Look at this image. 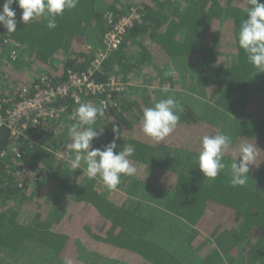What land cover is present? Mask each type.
<instances>
[{"label":"trees","instance_id":"trees-1","mask_svg":"<svg viewBox=\"0 0 264 264\" xmlns=\"http://www.w3.org/2000/svg\"><path fill=\"white\" fill-rule=\"evenodd\" d=\"M248 7L247 0H80L49 30L45 20L23 24L12 5L17 31L0 25V39L22 46L12 65L0 59V100L10 105L20 100L17 88L43 75L58 85L67 71H85L94 59L88 44L102 46L110 19L139 11L95 75L100 82L114 75L125 87L97 119L102 133L92 141L103 150L118 127L115 151L131 145L138 171L110 191L87 177L85 165L70 167L62 155L78 108L70 100L56 104L65 108L61 117L31 124L18 138L1 128L0 264H264V73L238 46ZM176 76L186 102L174 90ZM172 95L179 125L155 143L142 133L143 111ZM217 131L233 145L226 168L208 180L200 146ZM243 143L261 152L247 184L233 187L230 165Z\"/></svg>","mask_w":264,"mask_h":264},{"label":"clouds","instance_id":"clouds-1","mask_svg":"<svg viewBox=\"0 0 264 264\" xmlns=\"http://www.w3.org/2000/svg\"><path fill=\"white\" fill-rule=\"evenodd\" d=\"M79 2L80 0H4L0 11V25L7 29L8 34L17 31L16 12L12 8L16 3L22 9L23 24L45 20L46 27L53 30L57 27V18L62 17L65 11L76 9ZM247 2V18L240 27L238 46L245 53L248 62L260 73H264V3L259 0ZM166 75H174V72L169 71ZM105 110L103 103L100 106L81 103L74 111L70 119L75 123L68 129L71 139L68 147L74 156L69 163L72 169H80L82 164L85 165L89 179L99 178L110 191H114L121 184L122 177H132L137 174L138 169L130 160L135 153L131 145L124 146L118 153L115 151L116 140L121 136L118 127H113L114 139L103 150L92 149V141L98 138L99 134L94 125L97 119L104 115ZM179 111H182L179 102L171 96L161 99L154 106L146 107L141 117L143 135L155 143L163 142L176 131L180 122ZM232 145V138L219 131L214 135L202 137L198 166L205 179L215 180L226 168L224 157ZM260 152L253 143L239 145V155L230 165V183L233 187L247 184L250 178L249 166L255 165ZM64 264H73V260L66 258Z\"/></svg>","mask_w":264,"mask_h":264},{"label":"built area","instance_id":"built-area-1","mask_svg":"<svg viewBox=\"0 0 264 264\" xmlns=\"http://www.w3.org/2000/svg\"><path fill=\"white\" fill-rule=\"evenodd\" d=\"M123 16L117 22L110 19L112 28L105 34L103 44L95 49L91 65L82 72L69 70L66 81L52 84L50 77L43 75L38 82L17 88L20 100L10 105V99L0 100V129L8 128L13 136L20 137L31 124H39L51 118H59L65 112L64 107H57L61 100H70L76 107L81 103L93 101L96 106L102 103L106 109L115 106V97L124 90L125 84L119 77L110 76L106 81H97L95 75L103 68L105 60L121 46L127 30L141 20L137 9ZM21 44L8 39H0V59L4 57L8 66L12 65L21 51Z\"/></svg>","mask_w":264,"mask_h":264},{"label":"rangeland","instance_id":"rangeland-1","mask_svg":"<svg viewBox=\"0 0 264 264\" xmlns=\"http://www.w3.org/2000/svg\"><path fill=\"white\" fill-rule=\"evenodd\" d=\"M125 1H130V0H125ZM88 46H89V44H88ZM175 82H176V84L177 85H179V86H175V88H174V90H177V91H184L185 92V95L183 96V99H185V102L186 101H188L187 100V97H185L186 96V94H187V92H186V90H182V86H181V82H180V79L178 78V76H176L175 77ZM172 97H174L175 98V96L174 95H172ZM176 99V98H175ZM191 103V102H190ZM227 126H232L230 123H228V125ZM228 128V127H227ZM98 137L100 136V134H101V131H98ZM68 152L67 153H63L62 155H63V159L64 160H66V161H70V159H69V157H70V155H71V153H72V151H71V149H69V150H67ZM167 158V156H165V159Z\"/></svg>","mask_w":264,"mask_h":264}]
</instances>
